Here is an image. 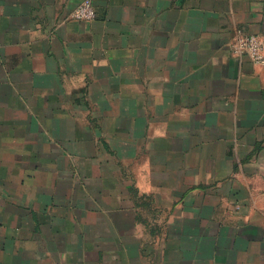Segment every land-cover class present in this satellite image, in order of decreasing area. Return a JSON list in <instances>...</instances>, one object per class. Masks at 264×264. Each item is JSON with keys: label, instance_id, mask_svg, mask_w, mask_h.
Returning a JSON list of instances; mask_svg holds the SVG:
<instances>
[{"label": "crops", "instance_id": "1", "mask_svg": "<svg viewBox=\"0 0 264 264\" xmlns=\"http://www.w3.org/2000/svg\"><path fill=\"white\" fill-rule=\"evenodd\" d=\"M0 0V264H264V0Z\"/></svg>", "mask_w": 264, "mask_h": 264}, {"label": "built area", "instance_id": "2", "mask_svg": "<svg viewBox=\"0 0 264 264\" xmlns=\"http://www.w3.org/2000/svg\"><path fill=\"white\" fill-rule=\"evenodd\" d=\"M77 20H92L94 10L91 0L81 2L71 13ZM230 49L233 55L247 56L254 63L264 65V35L234 34L231 38Z\"/></svg>", "mask_w": 264, "mask_h": 264}]
</instances>
